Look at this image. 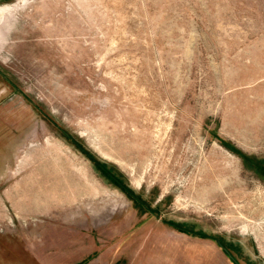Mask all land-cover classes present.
<instances>
[{
  "label": "rangeland",
  "instance_id": "1",
  "mask_svg": "<svg viewBox=\"0 0 264 264\" xmlns=\"http://www.w3.org/2000/svg\"><path fill=\"white\" fill-rule=\"evenodd\" d=\"M264 264V0H0V264Z\"/></svg>",
  "mask_w": 264,
  "mask_h": 264
},
{
  "label": "water",
  "instance_id": "2",
  "mask_svg": "<svg viewBox=\"0 0 264 264\" xmlns=\"http://www.w3.org/2000/svg\"><path fill=\"white\" fill-rule=\"evenodd\" d=\"M217 243L219 244V247L221 248V250H223V251L226 253L227 251L224 249V247L221 246L219 242H217ZM226 254H227V253H226ZM229 258H230L233 262H235V260H234L230 255H229Z\"/></svg>",
  "mask_w": 264,
  "mask_h": 264
},
{
  "label": "flooded vegetation",
  "instance_id": "3",
  "mask_svg": "<svg viewBox=\"0 0 264 264\" xmlns=\"http://www.w3.org/2000/svg\"><path fill=\"white\" fill-rule=\"evenodd\" d=\"M225 249V248H224ZM227 251V250H226ZM224 252V251H223ZM225 253V252H224ZM227 253V254H226ZM225 254L229 257V253L228 252H226ZM231 256V255H230ZM233 262V261H232ZM234 263V262H233ZM234 264H237V262L235 261V263Z\"/></svg>",
  "mask_w": 264,
  "mask_h": 264
},
{
  "label": "trees",
  "instance_id": "4",
  "mask_svg": "<svg viewBox=\"0 0 264 264\" xmlns=\"http://www.w3.org/2000/svg\"><path fill=\"white\" fill-rule=\"evenodd\" d=\"M220 245H221V243H220ZM222 246V245H221ZM235 263V262H234Z\"/></svg>",
  "mask_w": 264,
  "mask_h": 264
}]
</instances>
